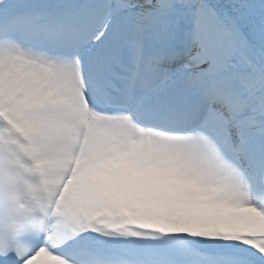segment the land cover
<instances>
[{
	"label": "snow or ice",
	"instance_id": "snow-or-ice-1",
	"mask_svg": "<svg viewBox=\"0 0 264 264\" xmlns=\"http://www.w3.org/2000/svg\"><path fill=\"white\" fill-rule=\"evenodd\" d=\"M0 264H264V0H0Z\"/></svg>",
	"mask_w": 264,
	"mask_h": 264
}]
</instances>
